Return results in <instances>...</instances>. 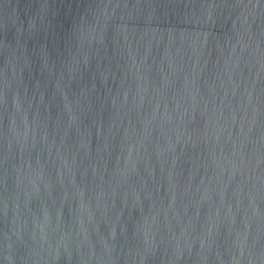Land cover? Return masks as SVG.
Listing matches in <instances>:
<instances>
[{"label":"water","instance_id":"1","mask_svg":"<svg viewBox=\"0 0 264 264\" xmlns=\"http://www.w3.org/2000/svg\"><path fill=\"white\" fill-rule=\"evenodd\" d=\"M0 264H264V0H0Z\"/></svg>","mask_w":264,"mask_h":264}]
</instances>
